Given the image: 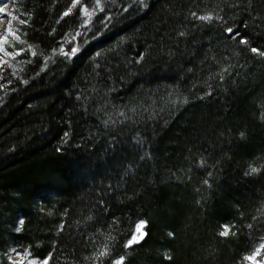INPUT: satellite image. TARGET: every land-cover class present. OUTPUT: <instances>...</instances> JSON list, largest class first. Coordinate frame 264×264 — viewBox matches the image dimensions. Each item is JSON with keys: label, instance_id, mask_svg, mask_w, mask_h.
<instances>
[{"label": "trees", "instance_id": "trees-1", "mask_svg": "<svg viewBox=\"0 0 264 264\" xmlns=\"http://www.w3.org/2000/svg\"><path fill=\"white\" fill-rule=\"evenodd\" d=\"M73 2H12L30 56L62 40L44 61L0 59L22 68L0 90V264L13 248L49 264H247L264 243V0Z\"/></svg>", "mask_w": 264, "mask_h": 264}, {"label": "snow or ice", "instance_id": "snow-or-ice-1", "mask_svg": "<svg viewBox=\"0 0 264 264\" xmlns=\"http://www.w3.org/2000/svg\"><path fill=\"white\" fill-rule=\"evenodd\" d=\"M7 2H15V0H0V5L2 4H6ZM79 3V0H74L73 2V5L72 7L74 8L76 6V4ZM72 11V8H69L68 11H66L63 16H68ZM0 13H3L5 16L8 15L7 13H5L4 11V8L3 7H0ZM87 14V13H86ZM195 15V14H193ZM12 19H16L15 16L12 17ZM198 19L200 20H203V21H211L212 20V16L211 15H206V16H200L198 17ZM21 24L25 23V21L21 20L20 21ZM226 31L229 33V34H232L233 33V29L232 28H228L226 29ZM8 34L9 35H15L12 30H11V27H9L8 29ZM236 35H238V33H236ZM16 39H19V37H15ZM7 35L4 36L3 40H0V51H4V48H3V44L4 43H7ZM21 43H23V41L21 40L20 41ZM241 43H247L246 40H243L241 39L240 41ZM62 51V50H61ZM77 51V49L73 48L71 49V54H75V52ZM251 51L253 53H257L261 56H264V52H260L258 49L256 48H251ZM20 53L17 52L16 55H19ZM64 55H69V53H62ZM4 55L7 56V55H10V53H8L7 51H4ZM32 55H36L35 52L32 53ZM4 63H7V61H4ZM225 71H227V69H225ZM67 135V134H65ZM260 169L256 168V167H252L250 166L249 168V172L246 173V175L248 174H254V173H257ZM205 183H207V181H205ZM20 225L22 227L23 225V220H21L20 222ZM146 226V221H139L136 225H135V229H134V232L133 234L131 235L130 239H128L124 245L125 248H131L133 245L135 244H139L144 238L145 236L147 235L146 232L143 231V229L145 228ZM62 227V226H61ZM249 227H251V225H249ZM21 228L18 227L17 228V231H20ZM230 233V229L228 226H224V230L221 231L219 234L221 236H224V237H227ZM233 235H235V233H232ZM173 234L172 233H169V236H172ZM262 240H264V238H262ZM264 250V243H261L255 250L254 252L250 255V256H245L244 257V260L245 261H251L252 264H257V261H256V257L258 255H260L261 251ZM12 253H15V256L18 257V259H13L12 255L9 254L8 258H9V261H10V264H49V260L51 259V253H49L48 257H45L43 260H39L37 258H30L31 257V251L28 249V248H25L23 252H20L18 251L16 248H13L11 250ZM108 254V251H107V245H105V248L103 251L99 252L98 256H106ZM166 258L167 259H171L170 256H167L166 254ZM124 260H125V257L124 256H121L119 259L115 260L114 261V264H124Z\"/></svg>", "mask_w": 264, "mask_h": 264}, {"label": "rangeland", "instance_id": "rangeland-1", "mask_svg": "<svg viewBox=\"0 0 264 264\" xmlns=\"http://www.w3.org/2000/svg\"><path fill=\"white\" fill-rule=\"evenodd\" d=\"M12 6H13L12 2H7L4 5L3 4L0 5V7L4 8L5 13L8 14L5 16L3 13H0V40H3L4 36L7 35V41L8 42L3 44L4 51H7L9 53L10 49H8V48H13L11 50H14L16 48L14 51H20L21 52L24 50L23 53H25V52L29 51L28 46H33L32 44H30L32 42L28 40V41H25L24 43H22L21 45L17 46L16 44L18 43L17 42L18 39L15 38V37H17V35L13 31L12 32L15 35H9L8 34V29H9V27H11L10 26V23H11L10 18L12 16ZM54 34H55V36L57 35L56 31ZM61 40H62V35L55 38V40H54V41H56L55 43L54 42H48V44H46V49L43 52L44 54L40 53L35 48L36 47V45H35L33 52H35L36 55H34V56L39 57L41 59V61L42 60L44 61L48 57V52H49L52 44H54V45L59 44L61 42ZM4 51H0V59L3 58V56H5ZM24 55H25L26 61L25 62L15 61L18 65H21V66L25 65L27 60L30 59L32 56V55L30 56L29 52H28V54H24ZM30 65H31L30 63L27 64L25 68L29 67ZM21 69L22 68H19V69L14 71V70H11L10 68H7V67H0V90H1L2 86L4 84H6L9 80L16 78L17 74L19 73V71ZM7 205L8 204H6V207H7ZM7 209L9 210V212L13 213L16 217H18V221L20 220L19 218H21L20 217L21 214H25L27 216H30L29 212H30V210H32L30 207H28L26 205H22V204H20V205H12L11 204L10 206L7 207ZM19 211H20V213H19ZM134 229H135V226H134ZM134 229H133V232H134ZM133 232H132V234H133ZM12 257H13V259H18V257H16L15 255H13ZM256 261H257V264H263L264 255H262L260 253V255H258L256 257ZM25 264H26V262H25ZM247 264H252V262L247 261Z\"/></svg>", "mask_w": 264, "mask_h": 264}]
</instances>
